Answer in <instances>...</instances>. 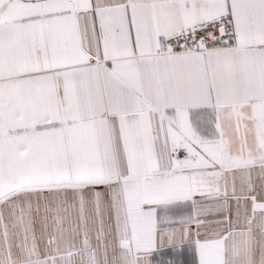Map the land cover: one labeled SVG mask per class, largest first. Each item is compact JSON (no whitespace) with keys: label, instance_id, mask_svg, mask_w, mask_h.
<instances>
[{"label":"snow or ice","instance_id":"snow-or-ice-1","mask_svg":"<svg viewBox=\"0 0 264 264\" xmlns=\"http://www.w3.org/2000/svg\"><path fill=\"white\" fill-rule=\"evenodd\" d=\"M0 264H264V0H0Z\"/></svg>","mask_w":264,"mask_h":264}]
</instances>
